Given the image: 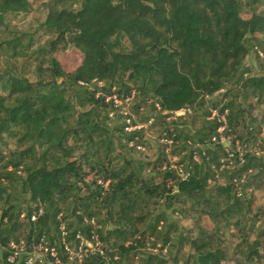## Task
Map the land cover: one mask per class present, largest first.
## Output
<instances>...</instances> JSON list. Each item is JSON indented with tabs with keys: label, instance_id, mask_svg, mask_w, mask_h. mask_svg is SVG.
Instances as JSON below:
<instances>
[{
	"label": "trees",
	"instance_id": "obj_1",
	"mask_svg": "<svg viewBox=\"0 0 264 264\" xmlns=\"http://www.w3.org/2000/svg\"><path fill=\"white\" fill-rule=\"evenodd\" d=\"M43 4L49 39L35 47L10 29L34 3L0 0V264L21 241L55 247L67 264L64 240L77 248L94 234L105 255L74 264H229L232 229L236 263L264 264V209L248 191L264 180V73L246 65L254 52L264 66V0ZM70 47L83 60L67 71L57 53ZM128 119L142 128L128 131ZM154 128L150 158L139 147Z\"/></svg>",
	"mask_w": 264,
	"mask_h": 264
},
{
	"label": "rangeland",
	"instance_id": "obj_2",
	"mask_svg": "<svg viewBox=\"0 0 264 264\" xmlns=\"http://www.w3.org/2000/svg\"><path fill=\"white\" fill-rule=\"evenodd\" d=\"M34 3L32 10L27 14L13 16L10 19V29L15 31L18 35L21 34H30L33 35L35 41V47L45 45L49 39L43 30L42 24L46 19V10L44 8L45 0H30ZM9 38L11 37L8 35ZM261 40L264 42V34L261 36ZM58 59L61 61L63 67L67 71H72L79 67L82 63L83 57L82 55L74 48L70 47L64 52L57 53ZM262 59V58H261ZM6 61L7 58H0V73L6 69ZM246 65L252 70V74L254 75H261L264 73V66L262 61L256 58V54L252 52L246 60ZM31 80L35 79V75L32 73L27 74ZM218 97L209 98L207 100L213 101L217 100ZM210 103V102H209ZM264 109V107H263ZM147 145L144 146V153L150 158L156 157L157 151L159 149V134L158 129L154 128L152 131H148L146 134ZM13 147V144H11ZM178 160L179 158L175 156ZM175 157L171 156L170 158L173 160ZM252 191L255 200H256V208L264 209V180H259L257 185H254L250 190ZM175 219H177L181 226L185 227L186 229H193L195 226L194 217L190 219H181L179 216L176 215ZM204 224L206 227L211 229L213 225L211 224L208 218H205ZM240 234L236 230L232 229L230 232L227 233V247H228V254L229 257L233 258L229 264H237L238 260H241V257L237 255L236 247L238 243H240ZM150 251L153 249L150 248ZM157 252V251H154ZM186 252H190V249L187 248Z\"/></svg>",
	"mask_w": 264,
	"mask_h": 264
},
{
	"label": "built area",
	"instance_id": "obj_3",
	"mask_svg": "<svg viewBox=\"0 0 264 264\" xmlns=\"http://www.w3.org/2000/svg\"><path fill=\"white\" fill-rule=\"evenodd\" d=\"M260 55L262 57L264 56L262 52L260 53ZM110 99L111 98H109L108 100ZM114 99L116 100V103L118 106H123V102H119L116 96L114 97ZM129 101L130 99L127 100V102ZM122 112L125 114H128L127 108L126 107L122 108ZM188 113H191L190 109L177 111L175 112V115L184 116ZM226 114H227V111L224 115L220 116L217 110H213L212 118L217 117L220 122L226 124ZM127 123L129 124V127L127 128L128 131H133V130L142 128V126H136V127L130 126L132 124L131 119H128ZM225 129H226V126L223 125L221 128H219L218 133L219 135H221L220 139L222 143L227 145L228 141L223 136ZM213 140L216 141L217 138L215 137ZM139 149L144 151V147H139ZM233 156H234L233 153H229V158L223 160V162L227 161ZM194 158L196 162H200L201 160L199 156H195ZM176 159L177 158H174L173 160H171L168 168L175 170L177 174L181 176L182 178H187L189 176V172L183 165H178L177 164L178 160ZM225 167L226 166L224 164L222 166V169ZM40 214H42V211L40 212ZM36 219L37 217L34 216L33 220H36ZM88 222L91 225H94V226L96 225L95 219H92L91 221H88ZM61 231H62V236L66 237L67 232H66L65 226L61 227ZM77 239L81 241L80 245L77 248L72 247L71 245L67 244L64 240V245H65L64 248H65L66 253L69 255V262L67 264H74L76 262L81 263L86 256H88L89 254H93V253H98L102 256L105 255L103 244L96 234L92 236L91 240H85L82 235H78ZM23 258L26 264H47V262L49 264H61L62 263L59 258L57 249L55 247L49 246L47 243L42 242L38 246L27 245L25 241H21L20 243H14V242L11 243V245L9 246L8 261L12 264H17Z\"/></svg>",
	"mask_w": 264,
	"mask_h": 264
}]
</instances>
